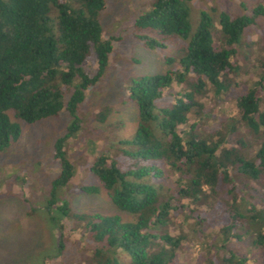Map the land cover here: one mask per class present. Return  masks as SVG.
<instances>
[{"label":"trees","instance_id":"obj_1","mask_svg":"<svg viewBox=\"0 0 264 264\" xmlns=\"http://www.w3.org/2000/svg\"><path fill=\"white\" fill-rule=\"evenodd\" d=\"M188 1L155 0L133 22V39L148 50L163 49L172 36L185 44L174 67L130 84L127 98L137 110L132 138L119 142L115 155L98 153L88 165L96 186L78 190L104 192L115 211L107 214L57 204L74 176L63 147L80 128L77 108L101 78L115 42L101 40L96 18L104 1L0 0V151L19 139L15 122L33 124L61 112L70 119L53 143L58 172L43 207L58 230L56 256L67 250L59 264H124V257L129 264H176L186 242L180 228L187 225L196 238L188 245L200 248L205 264H245L248 256L229 245L246 241L250 256L264 257V65L235 94L234 116L216 130L205 129L210 117L199 102L208 94L219 100L234 95L228 76L235 45L264 8L237 18L220 13L217 47L205 14L190 32ZM90 53L92 74L84 66ZM161 99L170 104L156 106ZM244 134L260 143L252 150Z\"/></svg>","mask_w":264,"mask_h":264},{"label":"rangeland","instance_id":"obj_2","mask_svg":"<svg viewBox=\"0 0 264 264\" xmlns=\"http://www.w3.org/2000/svg\"><path fill=\"white\" fill-rule=\"evenodd\" d=\"M103 1L105 9L96 18L101 40L114 39L115 42L111 44L112 52L101 78L84 92L83 101L77 108L80 128L63 147L74 176L70 184L58 192L57 204L66 201L74 213L115 214L104 192L87 195L78 188L96 186L88 172V165L96 154L115 155L120 150L118 143L132 138L137 110L127 98L130 84L141 77L162 75L174 67L181 57L180 47L185 44L172 36L163 49L148 50L133 39L137 33L133 22L149 11L155 0ZM186 7L185 20L190 32L196 28L200 15L205 14L211 23L209 31L213 45L220 47L222 37L217 25L218 15L225 13L230 18L244 17L257 7L264 8V0H190ZM234 50L231 59L234 74L228 76L229 90L234 95L219 100L208 94L199 101L203 103V112L210 117L205 120L206 130H216L218 125L228 123L227 120L235 114V94L244 92L246 85L258 76L260 64L264 65V16L257 17L255 24L243 31ZM91 58L90 53L84 63L89 74L95 69ZM166 58L172 60L171 66L166 65ZM179 89V86L172 87L173 92ZM158 104L165 106L170 101L161 99L156 106ZM261 108L264 109V100ZM10 121L15 122L11 115ZM15 123L20 131L19 139L0 151V264H59L58 260L66 255L67 250L56 256L58 230L49 222V215L43 207L48 199L49 182L58 172L57 163L53 160V143L64 134L70 119L61 112L57 118L33 124ZM244 137L252 142L248 144L252 150L260 143L257 137L246 134ZM50 211L51 214L54 212ZM187 227L189 229L188 225L180 228L186 242L176 264H205L200 248L193 242L188 245L196 238ZM206 233H210V227ZM247 244L248 241L229 245V249L248 256L245 264H264V257L257 259L249 255ZM78 255L76 252V257ZM123 260L124 264H129L126 257Z\"/></svg>","mask_w":264,"mask_h":264}]
</instances>
